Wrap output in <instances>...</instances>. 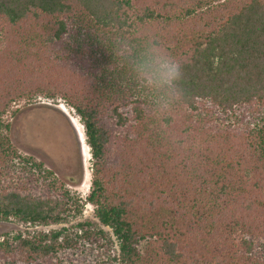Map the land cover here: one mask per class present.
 Listing matches in <instances>:
<instances>
[{"label": "trees", "instance_id": "trees-1", "mask_svg": "<svg viewBox=\"0 0 264 264\" xmlns=\"http://www.w3.org/2000/svg\"><path fill=\"white\" fill-rule=\"evenodd\" d=\"M183 68L163 114L117 54ZM62 100L92 155L97 222L0 238V264H264V0H0V220L61 225L85 202L21 155L3 117Z\"/></svg>", "mask_w": 264, "mask_h": 264}, {"label": "rangeland", "instance_id": "rangeland-1", "mask_svg": "<svg viewBox=\"0 0 264 264\" xmlns=\"http://www.w3.org/2000/svg\"><path fill=\"white\" fill-rule=\"evenodd\" d=\"M62 117L65 122L62 121ZM3 122L11 126L8 135L13 147L21 155L33 158L36 162L43 164L45 169L53 171L60 186L65 185L66 189L85 202L90 193L92 182V155L86 143V137L82 141L86 149L85 157H82L84 169L74 173V170H70L64 163L60 164L61 162L56 159L60 158L63 152L66 156L69 155L73 148L79 152L81 147L74 126L78 131L83 130L84 126L69 105L62 100H49L43 97L21 100L7 110ZM63 136L65 139L62 138ZM43 146L47 147L49 151L47 152ZM52 163L57 166H53ZM95 211L94 205L85 202L82 215L70 219L65 224L48 227H25L14 221L3 222L0 220V238L5 234H16L20 231L33 235L37 232L69 228L79 222H97Z\"/></svg>", "mask_w": 264, "mask_h": 264}, {"label": "clouds", "instance_id": "clouds-1", "mask_svg": "<svg viewBox=\"0 0 264 264\" xmlns=\"http://www.w3.org/2000/svg\"><path fill=\"white\" fill-rule=\"evenodd\" d=\"M117 54L138 87L147 93L158 113H165L181 97L182 65L151 39L142 43L122 40Z\"/></svg>", "mask_w": 264, "mask_h": 264}, {"label": "flooded vegetation", "instance_id": "flooded-vegetation-1", "mask_svg": "<svg viewBox=\"0 0 264 264\" xmlns=\"http://www.w3.org/2000/svg\"><path fill=\"white\" fill-rule=\"evenodd\" d=\"M58 108L63 112V110L60 107H58ZM62 121L65 122V119H63V117H62ZM74 129L77 132L78 140H79V143H80V146H81L80 147V151L77 152L75 150V148H73V151H71V153L69 155L66 156L64 154V152H63V154L61 155V157L60 158H56V159H58V161L61 162V163L59 162L60 164H63L64 163V164H66L67 167L70 168V170H72V171L74 170V173H78L80 171V169H84V162H83L82 157L83 156L85 157V148L83 146V143H82L81 138L79 137L80 136L79 131L77 130V128H75V126H74ZM62 138L65 139L64 136ZM72 147H74V146H72ZM44 149L47 152L49 151L47 147H44ZM84 160H85V158H84ZM53 166H57V165L53 164ZM84 178H85V173H84Z\"/></svg>", "mask_w": 264, "mask_h": 264}, {"label": "bare ground", "instance_id": "bare-ground-1", "mask_svg": "<svg viewBox=\"0 0 264 264\" xmlns=\"http://www.w3.org/2000/svg\"><path fill=\"white\" fill-rule=\"evenodd\" d=\"M78 127H79V126H78ZM79 134H80L79 137L81 138V140L84 141V140H85L84 131L80 129V130H79ZM85 146H86V145H85ZM85 150H86V149H85Z\"/></svg>", "mask_w": 264, "mask_h": 264}]
</instances>
